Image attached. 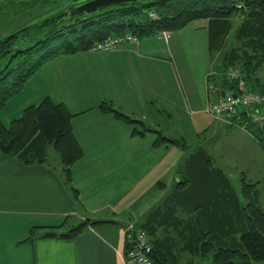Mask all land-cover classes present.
<instances>
[{
    "label": "crops",
    "instance_id": "obj_1",
    "mask_svg": "<svg viewBox=\"0 0 264 264\" xmlns=\"http://www.w3.org/2000/svg\"><path fill=\"white\" fill-rule=\"evenodd\" d=\"M219 33L216 22L199 19L170 31L167 39L153 35L113 49L57 56L26 81L24 89L33 87L28 103L14 104L9 118L44 97L63 103L72 114L71 129L82 156L65 182L60 160L25 162L20 155L0 152V264H133L125 256L126 231L171 191L176 169L187 155L178 145H154L158 134L185 142L184 133L200 138L209 131L213 146L233 148L229 164L235 171L247 174L264 163L258 141L205 112L209 73L221 92L214 64L220 63L222 51L212 47ZM102 101L142 121L148 130L133 135L141 126L102 112ZM207 154L229 178L226 170L231 169ZM251 183L260 205V180ZM125 204L140 207L129 211ZM144 204L148 209L141 213ZM87 220L110 223L87 224L69 239L37 237L46 230L66 232ZM31 229L35 237L28 240ZM188 259L183 255L181 263Z\"/></svg>",
    "mask_w": 264,
    "mask_h": 264
},
{
    "label": "trees",
    "instance_id": "obj_2",
    "mask_svg": "<svg viewBox=\"0 0 264 264\" xmlns=\"http://www.w3.org/2000/svg\"><path fill=\"white\" fill-rule=\"evenodd\" d=\"M79 1L17 0L8 2L0 12L12 17L28 9L31 16L34 6L40 2L47 6L45 10L48 12L44 18L38 16L36 21L29 22V29L16 28L0 36V55L5 48L11 50L1 56L7 61L0 69V109L43 64L57 56L91 50L93 43L110 36L132 33L138 38L149 37L162 31L179 30L199 19L218 24L220 33L212 38L213 48L221 49L225 42L228 46L219 63L221 92L235 90L233 82L225 77L229 66L240 67L247 84L264 92V80L256 74L264 66V0L137 1L77 17L44 37L49 28V17L63 6ZM151 12L154 15H149ZM236 17L241 19L235 36L227 42L225 36ZM26 38L32 42L24 45ZM98 107L126 123L140 125L141 129H133V135H143L148 130L142 121L124 114L109 102L102 101ZM71 117L63 103H55L49 97H44L36 105L25 106L20 116L8 124L0 119V152L20 155L25 162L43 161L44 148L50 145L63 165L65 182H69L70 167L82 156V149L71 129ZM250 129L264 147V129L253 125ZM161 143L187 149L183 140L158 134L153 144ZM175 174L171 191L135 226L147 234L152 264H195V261L203 264L207 260L209 263L206 264L264 262V210L256 201L255 184L241 178V200L228 176L213 164L203 148L187 153ZM157 185L161 187L162 183ZM72 189L74 198H77L78 191ZM103 222L110 223L87 220L66 232L46 230L37 237L69 239L87 224ZM33 230L28 240L35 237ZM185 254L189 259L181 263Z\"/></svg>",
    "mask_w": 264,
    "mask_h": 264
},
{
    "label": "built area",
    "instance_id": "obj_3",
    "mask_svg": "<svg viewBox=\"0 0 264 264\" xmlns=\"http://www.w3.org/2000/svg\"><path fill=\"white\" fill-rule=\"evenodd\" d=\"M149 15L154 14L151 12ZM169 32L162 31L158 35L167 39ZM138 39L132 33L110 36L93 43L90 49L96 51L113 49L121 45L137 43ZM213 75L214 73L207 75L205 112L223 124L244 130L257 141L250 125L264 129V113H260V109L264 108V92L249 86L238 66H229L225 71V77L233 82L235 90L219 92V88L211 80ZM233 93L237 94V102L232 95ZM125 235L127 260L133 264H152L151 247L146 232L135 226H130Z\"/></svg>",
    "mask_w": 264,
    "mask_h": 264
},
{
    "label": "rangeland",
    "instance_id": "obj_4",
    "mask_svg": "<svg viewBox=\"0 0 264 264\" xmlns=\"http://www.w3.org/2000/svg\"><path fill=\"white\" fill-rule=\"evenodd\" d=\"M10 1H17V0H0V12H2L5 9L8 2H10ZM51 1H54V3L55 2L58 3L59 0H50V2ZM46 7L47 6L43 5V2L38 3L37 5L34 6L35 9H34V12L32 13L31 16L28 15V9L27 10L25 9L22 12L16 13L15 15H12V17H7V16H4L5 14H0V36H2V35L4 36V33H7V32L9 33L10 30L12 31L16 28H23V27L28 26L30 24L29 22L36 21L38 16L40 18H44L48 14V12L45 10ZM23 8H24V6L22 5L21 9H23ZM240 19H241L240 17H236L233 20V22L231 23V29L229 30L228 34L225 36L227 42H229L230 39L232 40V38H234L235 31H236L235 29H236V26L239 23ZM31 39H33V38H31ZM23 42H24V45H27V44L31 43L32 41H30L29 38H26V40H24ZM226 45H227L226 42L224 43V45H221V51L223 53L225 52V50L228 47ZM6 61H7V58L0 57V69L5 65ZM218 63L219 62H216L214 65L219 70V64ZM197 69L199 70V68H197ZM38 72L36 73V76H38L37 75ZM256 74L260 79L264 80V66H262V68H260ZM33 82L35 83V81H33ZM22 88L23 89H20L17 93L12 95L6 101L4 106L0 109V112H2V113H0L1 118L5 124H8L11 119H14V118H9V117H11V115H13V114H11V113H13V112H11V110H12L14 104H18V106H19L21 103H25V101H26V103H28L27 100L30 98L28 90L32 89L33 87H32V85H30L29 87L26 86L25 89H24V87H22ZM22 94H24V97H22L23 96ZM11 99H13V101L9 102V100H11ZM26 105H28V104H26ZM6 112L8 114H6ZM183 129H185L184 126H183ZM183 135L186 139L185 140L186 145H187L186 153L192 152L193 150L201 147L205 151H207V153H210V155H212L214 157V159L217 161L218 165L224 166V168L229 167L231 169V170H226V171L229 174V180L231 182V185H232L234 191L239 195L241 200H243L242 199L243 197H241L242 196L241 178L242 177L245 178L246 176H244V175H247V177H246L247 181L246 182H248V183H251L255 180H260L261 184H260L259 188L261 190V193H260L258 200H259L260 205L264 207V202H263V200H264V163L262 164V162H261L260 166L257 170L250 171L247 174H246V171H245V173H243L239 169H238L239 171H235L232 168V167H234L233 164H229V163H232L234 160V157H231V155L233 154V148L228 147L225 144L223 146H221L220 144H219V146L218 145L213 146L212 140L209 139L211 137L209 134V131L199 134L201 136L200 138H197L194 135L192 136L191 134L188 136V134H186V133H184ZM223 136L224 135H221V138ZM218 137H219V134H218ZM180 140H181V138H180ZM177 148H178V150H181L183 152L185 151L184 148H182V146L177 147ZM226 155H227V157H226ZM45 158H47V161L52 162L53 164L57 163L55 161H57V160L59 161L57 152L50 145L46 147ZM235 167L238 168L239 164L238 163L235 164ZM125 206H126V209H128L129 211H133V209L137 210V208L140 207V206H138V204H135V205L125 204ZM147 207H148V204H144L142 206L141 213H144L148 209ZM128 210H126V211H128ZM116 217H122V214L117 215ZM196 262L197 261H195L194 263L196 264ZM204 263L205 264L209 263V260L204 261L203 264Z\"/></svg>",
    "mask_w": 264,
    "mask_h": 264
},
{
    "label": "water",
    "instance_id": "obj_5",
    "mask_svg": "<svg viewBox=\"0 0 264 264\" xmlns=\"http://www.w3.org/2000/svg\"><path fill=\"white\" fill-rule=\"evenodd\" d=\"M137 1L143 0H81L75 4H67L49 17V28L44 32L43 36L46 37L52 34L61 24L71 22L77 17H84L112 6H124ZM30 27L31 26H27L23 29L26 30ZM10 51L11 50L3 51L0 57ZM232 95L237 102V94L233 93ZM260 113H264V108L260 109Z\"/></svg>",
    "mask_w": 264,
    "mask_h": 264
},
{
    "label": "flooded vegetation",
    "instance_id": "obj_6",
    "mask_svg": "<svg viewBox=\"0 0 264 264\" xmlns=\"http://www.w3.org/2000/svg\"><path fill=\"white\" fill-rule=\"evenodd\" d=\"M6 50H8V49H7V48H5L3 51H6ZM3 51H2V52H3Z\"/></svg>",
    "mask_w": 264,
    "mask_h": 264
}]
</instances>
